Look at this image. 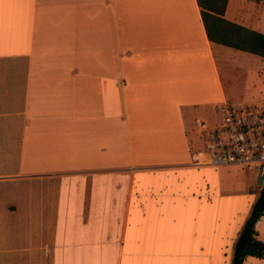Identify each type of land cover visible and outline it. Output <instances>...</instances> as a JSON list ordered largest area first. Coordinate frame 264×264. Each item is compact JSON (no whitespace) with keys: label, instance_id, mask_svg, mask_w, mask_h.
Returning a JSON list of instances; mask_svg holds the SVG:
<instances>
[{"label":"crops","instance_id":"0c3cea01","mask_svg":"<svg viewBox=\"0 0 264 264\" xmlns=\"http://www.w3.org/2000/svg\"><path fill=\"white\" fill-rule=\"evenodd\" d=\"M249 2L225 17L264 33ZM262 59L197 0H0V264H232L254 182L192 154Z\"/></svg>","mask_w":264,"mask_h":264},{"label":"built area","instance_id":"2783aa9c","mask_svg":"<svg viewBox=\"0 0 264 264\" xmlns=\"http://www.w3.org/2000/svg\"><path fill=\"white\" fill-rule=\"evenodd\" d=\"M216 120L203 125V147L192 154L195 166H239L264 178V103L223 100Z\"/></svg>","mask_w":264,"mask_h":264},{"label":"trees","instance_id":"16d2710c","mask_svg":"<svg viewBox=\"0 0 264 264\" xmlns=\"http://www.w3.org/2000/svg\"><path fill=\"white\" fill-rule=\"evenodd\" d=\"M211 41L264 57V33L225 17L229 0H197ZM264 215V186L237 239L232 264H244L248 256L264 258V241L257 222Z\"/></svg>","mask_w":264,"mask_h":264},{"label":"rangeland","instance_id":"374dc122","mask_svg":"<svg viewBox=\"0 0 264 264\" xmlns=\"http://www.w3.org/2000/svg\"><path fill=\"white\" fill-rule=\"evenodd\" d=\"M250 2L248 5L250 6V19H244V22L246 24H249L251 26H258L260 28L264 29V0H249ZM264 61V59H262ZM250 84V85H249ZM247 84L245 87V93L251 94L254 96V99H245L243 101L245 102H260L264 103V74L262 79L257 82H251ZM214 122V121H213ZM212 122V123H213ZM225 176V182L223 186V191H229V190H238L242 188V186L245 184V181L248 182H254L253 184V196L252 198H256L259 196L261 188L264 186V178H255L252 174V172L247 171L246 173L239 167H233L229 169V172L224 175ZM248 203L242 202L241 204H238V207H236V211L238 210V214H236V218L234 221V224L236 227L238 226L239 222L242 220L244 213L247 210ZM264 227V218H263V225ZM254 264L253 262H250L249 264Z\"/></svg>","mask_w":264,"mask_h":264}]
</instances>
